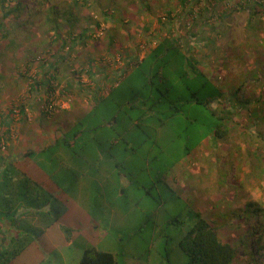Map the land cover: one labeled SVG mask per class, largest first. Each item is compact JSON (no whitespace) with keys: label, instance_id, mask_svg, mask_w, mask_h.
<instances>
[{"label":"rangeland","instance_id":"374dc122","mask_svg":"<svg viewBox=\"0 0 264 264\" xmlns=\"http://www.w3.org/2000/svg\"><path fill=\"white\" fill-rule=\"evenodd\" d=\"M79 1L81 6L75 10L87 17L81 20L78 29L93 25L84 40L87 43L72 39L63 31L64 44L54 38L52 30L47 33L35 23L19 27L10 19L2 21L0 154L8 161L17 157L21 152L18 148L22 150L25 145L20 137L16 139L18 123L28 124L25 129H29L41 123L38 119H49L44 126L39 125L45 134L64 136L78 115L89 111L93 95L99 91L107 94L110 85L116 84L123 71L131 68L127 59H142L148 43H156L169 30L199 60L202 68L214 72L211 77L222 74L220 84L226 78L224 71L229 74L237 71L235 74L240 76L236 75L235 80L239 81L247 63L255 64L260 78L256 82L249 78L245 90L249 94H264V47L258 41L259 36H264V7L258 5L261 0ZM246 1L252 4L247 5ZM2 14L0 7V17ZM22 20L23 17L17 22ZM114 29L117 35L112 45ZM92 62L98 66L93 76L88 72ZM228 67L231 69L226 70ZM52 75L55 89L48 91L46 80ZM48 100L57 103L53 115L43 114L47 112ZM259 106L262 104L251 108ZM212 107L227 109L216 101ZM95 113L86 123L96 125L108 119L101 109ZM58 114L61 117H56ZM249 114L243 108L231 116L230 137L220 146L218 143L211 146L208 139L186 155L182 129L193 120L190 108L189 113L183 114L187 120L181 124L170 120L158 133L150 134L146 127H141L142 131L135 127L129 137L137 150L132 158L134 166L127 170L134 171L130 176L133 184L124 175L126 194L123 198L118 196L117 202L99 193L108 168L101 171L99 167L97 171L81 168L72 161L71 156L75 155L70 151L64 155L63 149L55 147L54 155L43 153L41 161L37 156L22 161V170L36 171V175L28 186L23 183V194L19 196L22 200L13 201L16 209L20 207L18 214L8 212L0 218V250L9 255L16 253L9 264H79L89 247L114 253L117 264H187L179 242L187 227L198 220L197 211L219 226L223 240L239 244L245 238L246 227L223 225L222 215L249 200L264 206V186L254 172L259 158L264 162V145L252 133ZM36 134L30 131L25 136L32 143L38 137ZM149 147H154L153 154L160 151L159 160L153 156L147 159ZM171 162L177 164L168 166ZM50 177L61 181L59 189L50 192L46 186L45 190L36 186L35 182ZM53 193L62 201L46 202V197ZM235 193H240V197ZM50 204L67 205L68 212L60 213L49 208ZM251 244L256 246L255 239ZM239 255L235 264H248L244 251L240 250Z\"/></svg>","mask_w":264,"mask_h":264},{"label":"trees","instance_id":"16d2710c","mask_svg":"<svg viewBox=\"0 0 264 264\" xmlns=\"http://www.w3.org/2000/svg\"><path fill=\"white\" fill-rule=\"evenodd\" d=\"M85 1L88 2V0ZM80 3L79 0H0V7L3 9L0 28L2 21L6 19H10L11 23L16 22L19 27L20 25L27 27L35 23L47 33L52 30L57 40L64 41L62 33L66 31L68 37L85 43L84 40L89 37L87 32L90 28L93 29V25L89 23V29H78L81 20L87 17V14L82 16L76 12L75 7L81 6ZM249 4H252V1L247 2V5ZM30 5L33 6L30 7ZM258 5L261 8L264 7V0L258 2ZM254 9L255 12L258 11V7ZM21 17L23 20L18 23ZM112 31L113 45L117 32L116 29ZM203 37L208 39L205 34ZM258 41L264 47V36H259ZM244 60L247 58H243ZM247 64L248 68L243 72V77L239 81L235 80L236 75L240 76L235 74L237 71L230 72L232 75L235 74L233 77L224 71L223 75L226 78L220 84L219 77H222V74L215 78L211 77L214 72L202 68L199 60L187 52L185 44L169 30L166 36H161L156 43L152 41L148 43V51L142 59L135 61L128 58L127 65L131 68L123 71L121 77L117 78L116 84L110 85L107 94L96 92L89 111L78 119L67 132H64V136L57 139L55 145L45 148L42 153L51 152L53 154V149L58 147V149H63L64 153L68 151L72 155L74 153L75 156H71V159L81 168L85 167L89 171L94 169L97 171L98 167L99 171L104 170L103 167L108 168L105 172L106 181L101 184L99 193L102 192L107 200L116 199L117 202L118 196L123 198L126 194L124 177L126 176L128 182L133 184L130 176L134 174V171L127 170L128 167L134 166L132 158L137 150L129 137L135 127L140 129L146 127L150 134L158 133L157 130L170 120L178 124L187 120L183 114L189 113L190 108L193 120L182 129V131L185 130L183 138L186 155L193 151L194 146L198 147L205 140L209 139L211 146L215 143L220 146L225 142L231 133V116L244 108L250 111L249 120L253 127L252 133L264 145V94L255 92L249 94L247 89L245 90L249 78L252 82L260 78L257 66L251 62ZM91 65L92 69L88 72L93 76L98 66L94 62ZM229 69L231 67L226 70ZM108 75L106 74V80L109 78ZM53 78H55L54 75L46 80L48 91L55 89L51 82ZM115 93L118 94L112 98ZM228 96L230 97L227 98ZM214 101L218 102V106L224 104L227 109L221 111L222 108H213L212 102ZM227 101H229V106ZM259 103L262 104L261 107L251 108ZM114 105L116 111L113 108ZM99 109L108 119L96 125L86 123ZM43 112L44 115H51L50 112ZM70 136L74 140H71ZM81 140L82 143L79 142ZM153 151L154 147L148 148L147 159L154 157L155 160H159L160 151L156 154H153ZM34 154H36L35 151H30L23 155L22 159L16 161L12 159L8 161L0 154V218L8 212L13 213L14 216L18 214L20 207L16 209L13 201L22 200L19 196L23 194V183H27L25 186H28L33 182L32 178L35 175L30 170L24 172L21 164L22 161L32 158ZM259 162L254 172L264 186V162L261 158ZM176 164L177 162H171L168 166ZM58 181L50 177L44 181L35 182V184L44 190L46 186L51 192L61 187L59 183L61 181ZM222 182L227 186L228 182L225 177ZM233 187L238 189L236 184H233ZM235 195L240 197V193H235ZM39 197H42V194ZM50 201L61 202L62 200L53 193L46 197V202ZM49 208L60 213L68 212L67 205L54 207L50 204ZM57 217H60V214ZM197 217L198 220L192 226L187 227L179 242L180 249L188 259L187 264H235L240 257V250L244 251L248 264H264V206L259 202L250 200L247 203L243 202L238 208H231L222 215L223 225L233 224L238 229L246 227L245 238H241L239 244L223 240L219 226L198 211ZM1 227L0 221V232ZM252 239H255L256 246L251 244ZM15 257L16 253L9 255L6 250H0V264H9ZM79 264H117V258L110 251L89 247L85 250Z\"/></svg>","mask_w":264,"mask_h":264},{"label":"crops","instance_id":"0c3cea01","mask_svg":"<svg viewBox=\"0 0 264 264\" xmlns=\"http://www.w3.org/2000/svg\"><path fill=\"white\" fill-rule=\"evenodd\" d=\"M84 116V114L83 115H78V119H80L81 117H83ZM56 117H61V114H58V115H56ZM20 119V118H19ZM38 120H40L41 121V125L40 124H36L35 125V127H30L29 129H25V127H27V125H24V124H21V126H19V124L20 123H18V130L16 131V139H18V137H20L21 138V140H22V142L23 141H25L24 142V147H23V149L21 150L20 148H18L21 152L17 155V157L16 156H12V160L13 161H16V160H18V159H22L23 158V155H25L26 153H28V152H30V151H35V153L36 154H34V156L33 157H35V156H37L36 158L39 160V161H41V160H43V155H41V154H43L42 153V151L45 149V148H48V147H50V146H53V145H55V143H56V140L57 139H60L61 137H62V135L61 134H56V136H54V134L52 133V134H45V132L43 131V129L40 127V126H44L45 124H47L48 123V121H49V119H46V120H44V119H38ZM38 122V121H37ZM39 123V122H38ZM6 125H7V123H6ZM10 125V124H9ZM9 125H7V127L9 126ZM40 125V126H39ZM24 126V128L22 129V130H20V128H22ZM10 127V126H9ZM8 127V128H9ZM20 127V128H19ZM57 130V129H56ZM32 132V131H36L37 132V134L36 135H38V137H37V139H36V135H35V137H34V139H36V140H34V141H32V143H31V141L29 140V138H26V136L25 135H27L28 136V133L29 132ZM61 131V130H60ZM28 140V141H27ZM40 146H42V149L40 148ZM37 149H41V150H37ZM37 150V151H36ZM64 155H66L64 152H62ZM54 155V154H53ZM11 161V160H10ZM32 165H34V164H32ZM35 166V165H34ZM33 171V170H32ZM33 173L36 175V171H33ZM35 175H33V177L35 176ZM46 180V179H45Z\"/></svg>","mask_w":264,"mask_h":264},{"label":"built area","instance_id":"2783aa9c","mask_svg":"<svg viewBox=\"0 0 264 264\" xmlns=\"http://www.w3.org/2000/svg\"><path fill=\"white\" fill-rule=\"evenodd\" d=\"M46 104L48 105V108H46V111L53 114L56 111L57 103L54 100H48Z\"/></svg>","mask_w":264,"mask_h":264}]
</instances>
